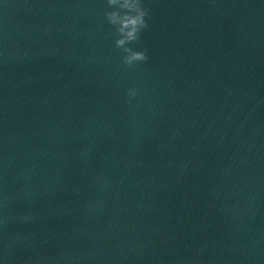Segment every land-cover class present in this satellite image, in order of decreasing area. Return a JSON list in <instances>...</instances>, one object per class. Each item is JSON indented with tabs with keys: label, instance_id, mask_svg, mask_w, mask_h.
<instances>
[{
	"label": "water",
	"instance_id": "95a60500",
	"mask_svg": "<svg viewBox=\"0 0 264 264\" xmlns=\"http://www.w3.org/2000/svg\"><path fill=\"white\" fill-rule=\"evenodd\" d=\"M145 4L0 0L3 264H264V0Z\"/></svg>",
	"mask_w": 264,
	"mask_h": 264
},
{
	"label": "clouds",
	"instance_id": "9594fccd",
	"mask_svg": "<svg viewBox=\"0 0 264 264\" xmlns=\"http://www.w3.org/2000/svg\"><path fill=\"white\" fill-rule=\"evenodd\" d=\"M149 16L145 0H106L104 17L114 30V47L121 52V62L128 68L149 60L146 49L133 47L139 44L149 28ZM137 95V88L127 90L129 102L135 100ZM0 264H3L2 260Z\"/></svg>",
	"mask_w": 264,
	"mask_h": 264
}]
</instances>
